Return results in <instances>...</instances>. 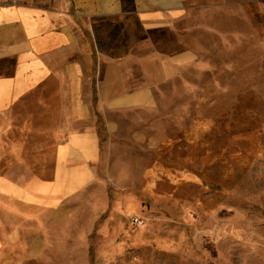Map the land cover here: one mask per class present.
Wrapping results in <instances>:
<instances>
[{
  "label": "rangeland",
  "instance_id": "rangeland-1",
  "mask_svg": "<svg viewBox=\"0 0 264 264\" xmlns=\"http://www.w3.org/2000/svg\"><path fill=\"white\" fill-rule=\"evenodd\" d=\"M192 3L187 26L207 53L159 90L160 145L120 153L112 180L65 204L72 211L62 222L43 216L39 261H22L10 238L0 264H264V0ZM92 25L109 59L151 51L135 16ZM43 155L46 175L52 161Z\"/></svg>",
  "mask_w": 264,
  "mask_h": 264
},
{
  "label": "crops",
  "instance_id": "crops-1",
  "mask_svg": "<svg viewBox=\"0 0 264 264\" xmlns=\"http://www.w3.org/2000/svg\"><path fill=\"white\" fill-rule=\"evenodd\" d=\"M194 1H0V246L11 238L22 261H39L43 216L62 222L72 211L65 204L112 180L120 153L157 149L165 134L159 90L207 53L187 26ZM128 15L151 51L109 59L92 22ZM153 32L167 37L163 44ZM41 153L52 161L46 175Z\"/></svg>",
  "mask_w": 264,
  "mask_h": 264
}]
</instances>
